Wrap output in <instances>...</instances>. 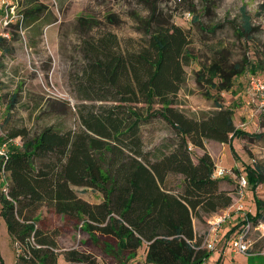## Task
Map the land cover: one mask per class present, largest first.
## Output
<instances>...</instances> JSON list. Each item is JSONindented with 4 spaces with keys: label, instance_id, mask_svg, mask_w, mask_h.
I'll return each instance as SVG.
<instances>
[{
    "label": "trees",
    "instance_id": "trees-1",
    "mask_svg": "<svg viewBox=\"0 0 264 264\" xmlns=\"http://www.w3.org/2000/svg\"><path fill=\"white\" fill-rule=\"evenodd\" d=\"M23 6L24 28L41 30L56 21L53 16L42 21L46 7L38 0H25ZM241 11L238 35L255 49V29ZM148 12L147 18L137 19L147 38L139 50L124 51L111 32L99 30L97 37L84 38L74 84L86 103L77 106L75 129L47 126L30 134L22 128L3 136L0 124V144L21 138L20 145L9 144L8 157L0 160V171L8 177L0 192V217L15 246V264H57L60 256L66 264H100L108 258L115 264H204L211 253L201 247L202 235H195L193 220L202 222L231 206L238 176L232 172V192L220 189L205 142L232 148L233 139L245 136L234 124L233 110L215 94L232 90L234 80L246 71L264 76V47L253 62L244 58L235 63L226 47L212 48V56L198 61L193 75L214 109L188 116L175 107V99L186 82L184 67L193 59L189 34L158 19L162 14L155 6ZM77 23L81 32L100 26L92 19L79 18ZM16 98L14 94L11 104ZM157 118L169 125L174 137L145 151L142 128ZM192 148L202 150V156L194 159ZM245 172L254 206L248 217L256 224L264 202L255 196V188L264 185V170L256 165ZM78 189L99 193L102 199L91 204ZM43 206L76 220L95 248L100 246V255L59 247L55 232L36 226Z\"/></svg>",
    "mask_w": 264,
    "mask_h": 264
},
{
    "label": "rangeland",
    "instance_id": "rangeland-1",
    "mask_svg": "<svg viewBox=\"0 0 264 264\" xmlns=\"http://www.w3.org/2000/svg\"><path fill=\"white\" fill-rule=\"evenodd\" d=\"M17 1L20 8H24V0ZM38 1L46 7L42 21L51 20L52 16L56 21L42 26L41 30L35 29L34 26L26 27L2 48L0 122L3 123L1 130L3 136L22 128L27 129L30 134L47 126H54L63 131L75 129L78 124L77 106L86 103L80 101L74 84L82 63L84 38L89 40L97 37L99 30L111 32L117 36L124 51L139 50L145 46L147 38L144 32L138 30L142 27L137 19L147 18L148 8L151 6H155L161 12L162 15H159L158 19L169 20L170 24L181 27L189 34L191 43L188 51L193 59L184 67L186 82L175 99V107L188 116L200 115L214 109L212 100L203 97L205 90L197 87L193 75L194 70L198 69V61L206 62L212 56V48L226 47L230 53V62L235 63L241 62L244 58L253 62L257 53L260 54L264 47V0ZM242 8L255 29L253 33V38L257 41L255 49L250 42L240 39L238 35L243 20ZM194 17L197 18L196 22L193 20ZM79 18L92 19L100 26L81 32L77 23ZM110 18L116 22L110 23ZM215 26L220 27L212 32ZM251 74L252 72L246 71L239 75L234 80V87L228 92L215 94L214 91H210L225 108L233 110L235 125L245 121L241 114L246 109L244 89L246 79ZM14 94L17 98L15 103L11 104ZM10 104L13 106L9 107ZM257 123L255 128L248 124L245 136L233 139L232 148L225 146L220 153L218 161L223 166L232 167L238 162L236 164L239 168L238 173L231 169L236 176L241 174L246 177L245 168L248 166L257 165L264 170V127L259 129L263 126V121ZM173 133L167 123L159 118L152 119L142 128L144 150L154 151V148L173 139ZM12 143L20 145L21 138L13 139ZM191 152L192 157L197 158V151L194 148ZM7 182L8 177L0 174V192ZM248 191L251 192V189L248 188ZM83 193L85 199L91 201L98 199L96 194ZM255 196L264 202V185L255 188ZM244 208L253 216V203L250 205L248 202L244 203ZM37 214L36 226L44 232H55L59 247L88 249L100 255V246L95 248L90 237L80 230V224L76 220L56 215L46 206L41 207ZM194 221L197 232L202 235L207 228L206 220ZM259 221L264 223V208L261 209ZM231 237L232 234L223 237L216 250L209 254L204 263L248 264L250 261L249 264H262L264 235L258 232L251 233L248 255L232 252V247L226 244ZM98 240L100 244L104 241L103 238ZM15 260V246L8 235L4 220L0 217V264H15ZM115 263L116 260L113 258L100 261V264ZM59 264H66L62 257Z\"/></svg>",
    "mask_w": 264,
    "mask_h": 264
},
{
    "label": "built area",
    "instance_id": "built-area-1",
    "mask_svg": "<svg viewBox=\"0 0 264 264\" xmlns=\"http://www.w3.org/2000/svg\"><path fill=\"white\" fill-rule=\"evenodd\" d=\"M24 29V15L19 5L11 3L9 0H0V59L2 54L1 44L11 42L13 33H21ZM1 81L2 76L0 73V83ZM244 97L246 100L245 110L249 112L248 120L250 122L258 120L264 121V78L257 75H249L246 79ZM247 125V122H243L238 124L236 128L245 129ZM12 141L10 140L0 144V160L8 157L9 144ZM0 174L3 177L7 176L3 168H1ZM231 174V170L218 166H215L213 170V178L215 179H222L226 175ZM4 185L6 186L7 183ZM247 189V178L239 175L236 179L235 201L226 210L207 218V228L202 234L201 244V247L206 251L214 252L216 250L223 239V229L231 223L235 224V229L232 237L226 244L232 247L233 253L248 255L250 249L249 237L251 233L258 232L260 235H264V223L258 222L253 224L252 220L248 217L250 212L244 208Z\"/></svg>",
    "mask_w": 264,
    "mask_h": 264
},
{
    "label": "crops",
    "instance_id": "crops-1",
    "mask_svg": "<svg viewBox=\"0 0 264 264\" xmlns=\"http://www.w3.org/2000/svg\"><path fill=\"white\" fill-rule=\"evenodd\" d=\"M11 3H16V4H18L19 5V2L17 1V0H9ZM25 3V0H24V2H23V4ZM22 4V3H21ZM19 7H20V5H19ZM248 111H246V110H244V112L243 113H241L242 114V119H244L245 121L244 122H247V124H252V128H255L256 126H257V122H259V121H261V120H258V121H254V122H250L249 120H248ZM234 118V117H233ZM241 123H243V122H240L239 124H241ZM236 127L238 126L237 124L235 125ZM264 127V121H263V126L261 127V128H259V127H257V128H259V129H262ZM246 129H247V126L245 127V129H240V130H242V131H246ZM254 130H256L257 131V129H254ZM246 133V132H245ZM225 146H228V145H224V144H220V143H217V142H213V141H207L206 143H205V149H206V151L209 153V155H210V157L212 158V160H213V162H214V164H215V166H218V167H221V168H224V169H228V170H231L232 168L233 169H235V170H239V168L236 166V164H238V162H235L234 164V166H232V167H225V166H223L221 163H220V161H218L219 160V158H220V153L222 152V149L225 147ZM194 150H196L197 152V157H200V156H202V154H203V151L202 150H200V149H198V148H194ZM217 152V153H216ZM241 175V174H240ZM233 176V174H231V175H228V176H226V177H224L223 179H221V183H220V189L221 190H224V191H230V192H232V190H233V188H234V180H233V178L234 177H232ZM230 180H232V181H230ZM78 191H80V192H82V193H80V197L83 199V200H85V201H87V202H89V203H91V204H98L100 201H101V199H102V197H101V195L99 194V193H95V192H91V191H89V190H84V191H82V189H78ZM83 192H85V193H90V194H96V195H98V199L96 200V201H91V200H88V199H85L84 198V193ZM252 198V194H251V192H249L248 191V189H247V191H246V199H245V201H244V203H249V205L250 204H252V201L250 200ZM235 200H234V197H233V202H234ZM193 229H194V232H195V235H197V236H199V235H201V234H199V232H197V230H196V227H195V221L193 220ZM234 229H235V224L234 223H231V224H228L224 229H223V231H222V238L223 237H225V236H227L228 234H233V232H234ZM84 237V236H83ZM143 253H144V251L142 250L141 252H138L137 253V255H136V258L137 259H139V258H141V256L143 255ZM250 256V255H249ZM252 256V255H251ZM62 256H60L59 258H58V261H57V264H59V260H60V258H61ZM264 257V256H263ZM63 258V257H62ZM263 259V262H262V264H264V258H262ZM65 262V261H64ZM206 263V262H205ZM204 263V264H205ZM250 263V261H248V264Z\"/></svg>",
    "mask_w": 264,
    "mask_h": 264
}]
</instances>
